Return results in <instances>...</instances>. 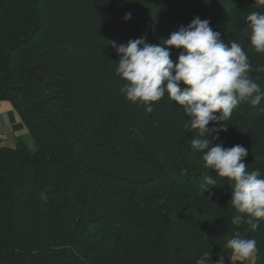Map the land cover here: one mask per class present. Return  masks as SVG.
I'll list each match as a JSON object with an SVG mask.
<instances>
[{
	"label": "trees",
	"instance_id": "obj_1",
	"mask_svg": "<svg viewBox=\"0 0 264 264\" xmlns=\"http://www.w3.org/2000/svg\"><path fill=\"white\" fill-rule=\"evenodd\" d=\"M118 3L134 4L131 20L77 48L55 34L56 0H0V100L12 103L29 135L0 147V264H195L203 252L215 264L231 255L226 239L245 233L231 223L226 178L201 188L211 170L190 145L200 137L185 129L182 108L165 94L147 113L121 92L111 42L161 44L199 16L226 45H244L264 90L256 71L264 53L250 46L246 21L264 9L255 0ZM91 46L96 64L86 59ZM179 51L171 50L174 62ZM261 108L264 101L241 103L215 143L244 146L246 167L264 173ZM246 235L259 249L253 264H264V221Z\"/></svg>",
	"mask_w": 264,
	"mask_h": 264
},
{
	"label": "clouds",
	"instance_id": "obj_2",
	"mask_svg": "<svg viewBox=\"0 0 264 264\" xmlns=\"http://www.w3.org/2000/svg\"><path fill=\"white\" fill-rule=\"evenodd\" d=\"M255 5L264 9V0H255ZM131 18V12L125 13V21ZM246 21L250 46L264 53V11L251 12ZM111 46L119 56L115 71L125 82L121 92L128 101L152 113L153 105L167 94L182 108L185 129L195 130L200 137L190 139L191 147L202 154L204 167L215 172L204 173L201 188L206 192L211 188L207 186L217 185L214 176L228 181L234 209L231 223L247 228L245 233L237 231L227 238L224 248L230 250L232 260L246 264L259 252L257 241L248 238L246 232L258 230L264 221V173L246 167L248 150L244 146L226 148L215 143L218 133L228 129L224 121L241 103L257 106L264 101V90L250 75L252 64L244 45L236 40L226 45L220 32L210 26V20L197 16L161 44L148 43L141 37L119 45L113 41ZM173 48L180 50L175 62L171 58ZM256 71L264 72V66ZM210 124L220 127L209 128ZM206 134L214 141L205 138ZM225 259L221 254L215 264H225ZM195 264H213V259L208 252L199 253Z\"/></svg>",
	"mask_w": 264,
	"mask_h": 264
},
{
	"label": "rangeland",
	"instance_id": "obj_3",
	"mask_svg": "<svg viewBox=\"0 0 264 264\" xmlns=\"http://www.w3.org/2000/svg\"><path fill=\"white\" fill-rule=\"evenodd\" d=\"M134 9V4L127 8H123L120 3H118V0H56L55 16L52 27L55 29V34L59 42H62L64 45L83 48L84 45L86 46L90 43L92 38H95L94 35L99 31L104 33L109 29H122L124 23L120 22L121 19L123 18V20H125V13H132ZM91 48L90 51L89 49L86 51V54H88L86 59L96 64L94 58L95 47L91 46ZM113 55L117 56L115 50ZM1 105H9V110L11 107L13 108L9 100L0 101V106ZM24 133L26 134L27 132ZM22 136H24L22 133L16 134L18 138ZM26 143L29 145L30 151L33 152V139L30 137L29 140H26ZM3 146L14 147L15 141L9 140L7 142H0V147ZM225 187L226 186H222L221 189H226ZM254 258L255 255L250 261L246 262V264H253ZM230 260H232L231 255L227 258L225 263ZM239 262V264H242L241 261Z\"/></svg>",
	"mask_w": 264,
	"mask_h": 264
},
{
	"label": "crops",
	"instance_id": "obj_4",
	"mask_svg": "<svg viewBox=\"0 0 264 264\" xmlns=\"http://www.w3.org/2000/svg\"><path fill=\"white\" fill-rule=\"evenodd\" d=\"M3 101V100H0ZM7 107V108H6ZM9 105H1L0 106V135L7 134L10 136L9 140H14L16 142V137L17 133H22L24 136H29L27 133L25 134L24 132H27L25 128L21 124V119L18 113L14 110V108H10ZM8 140V141H9ZM7 142V141H6Z\"/></svg>",
	"mask_w": 264,
	"mask_h": 264
},
{
	"label": "built area",
	"instance_id": "obj_5",
	"mask_svg": "<svg viewBox=\"0 0 264 264\" xmlns=\"http://www.w3.org/2000/svg\"><path fill=\"white\" fill-rule=\"evenodd\" d=\"M10 139V136L7 134L4 135H0V142H6ZM239 260H230L229 262L225 263V264H239Z\"/></svg>",
	"mask_w": 264,
	"mask_h": 264
}]
</instances>
